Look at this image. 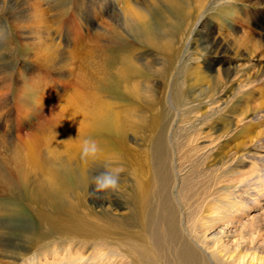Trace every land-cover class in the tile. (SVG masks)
<instances>
[{"label": "rangeland", "instance_id": "1", "mask_svg": "<svg viewBox=\"0 0 264 264\" xmlns=\"http://www.w3.org/2000/svg\"><path fill=\"white\" fill-rule=\"evenodd\" d=\"M134 1L0 0V264H132L131 247L170 264L181 246L264 264V196L235 160L254 150L243 122L264 139L258 92L239 89L263 59L226 77L211 48L232 28L246 39L238 8ZM97 177L117 190L90 195ZM164 206L177 240L154 253Z\"/></svg>", "mask_w": 264, "mask_h": 264}, {"label": "bare ground", "instance_id": "2", "mask_svg": "<svg viewBox=\"0 0 264 264\" xmlns=\"http://www.w3.org/2000/svg\"><path fill=\"white\" fill-rule=\"evenodd\" d=\"M228 1H232V2H229L230 7L234 6V9L238 8V11H239L238 15H236L235 17L232 15L233 17L231 16L229 19L239 20L240 22H243L244 23L243 25H245L246 27L245 35L247 37L243 42L241 41L242 40L241 38L243 36L241 38L235 39V36L233 35L236 34L238 30L234 31V29L232 28L230 32H233V33H227V35H225L221 39H213L211 48L215 54L217 55L220 54L221 57L224 56L225 58H228L226 62L228 67L225 68L224 70L226 73L225 74L226 77L228 76V73L231 72L230 70L234 72V70L237 67H239L240 70L242 68H246L247 66L249 68L250 65H253V60L255 58L257 59L258 57H260L263 59V60L260 59V61L258 60V63L256 65L257 67H254L253 69L255 70H253L252 72H250L251 68L249 70H247L246 68L247 75H245V78L242 77L244 80L241 81V83L239 84L241 86L239 89H241V91L249 95L255 94L256 92H258V96L256 97V100L258 101L259 106L257 107H259L258 109L260 110L258 111L260 112L256 113L254 120H256L259 125H264V0H228ZM132 4L134 5V3ZM37 10H34V12ZM139 11L134 8V10L132 11L134 17H138L137 12ZM140 17L141 18H138V19L135 18L136 22H141V23L146 22V21H143L144 16H140ZM244 17H247V20H245ZM45 25L47 24L44 23L41 26L44 27ZM241 32L243 33V31ZM239 39H241L240 40L241 42H239ZM247 39H248V43L245 44ZM215 64H220V63L217 60H212V65H215ZM254 122L255 121H253V119H249L247 122H243L245 124H242L244 125L243 129H244V137L246 138V142L251 144V148H254V150H252L253 152L251 153L243 152L241 155L239 154L237 157H235V160L239 163V167L240 165L249 164L250 168L253 167V169H255L250 172L249 177L247 175L246 176L244 175L245 176L244 178L247 177V179H244L242 182L245 181L244 184L246 183L248 184L252 180H255L257 183L260 184V185L258 184V186L260 187V192H261L259 196H264V139L261 140L259 138V134L254 133L255 132L254 130L255 125H253ZM257 165L260 166L261 169H257ZM245 174H247V172ZM247 184L246 186L244 185L245 187L243 186L244 189L247 188L248 186ZM254 185L257 186L256 183ZM244 189L242 190L243 192L245 191ZM248 189L249 188H247V190ZM250 189H252V187ZM247 192L245 194L246 196L248 194ZM249 192L251 193L252 190L251 191L249 190ZM257 192L259 191H256V193ZM250 193H249V196H250ZM257 198H253V199H256L254 200V202L257 201ZM251 201L253 200L251 199ZM242 205L244 204H241V207ZM257 208H261V206L259 205ZM161 211H162V215L160 216L159 220L154 223L153 229L151 230V234H150L151 236L150 242L153 246L154 253L156 252L159 253L162 248H167L169 245L173 247V245L176 244L174 240L176 238L174 235L175 232L172 228V213L170 212L168 208H166V206L162 207ZM149 252H152V249L144 248V249L137 250L136 248L131 247L129 249V253L132 257H134L131 260L132 264H156V262L151 257L152 254H150ZM173 256H174L175 261L174 263L171 262L170 264H177V263L178 264H199L200 263L199 258H197L196 254L190 248L186 246L174 248Z\"/></svg>", "mask_w": 264, "mask_h": 264}, {"label": "clouds", "instance_id": "3", "mask_svg": "<svg viewBox=\"0 0 264 264\" xmlns=\"http://www.w3.org/2000/svg\"><path fill=\"white\" fill-rule=\"evenodd\" d=\"M56 135H58V133H56ZM71 138H69L68 140H70ZM66 141H61V143H64ZM92 144L91 149H89L88 145ZM98 149L96 147L95 142L90 141V140H85L83 143V151L81 153L82 158L86 157L89 155V152L92 153L93 156L96 155ZM117 171H122V169H118ZM102 179V182H101ZM95 183H96V187L94 189H92V191L90 192V195L95 196V194L97 192H101V191H107V190H111V192H109V195L112 194L113 192H115V190H117L118 188V181L116 179H112L111 177H97L95 179ZM106 198V197H105Z\"/></svg>", "mask_w": 264, "mask_h": 264}]
</instances>
